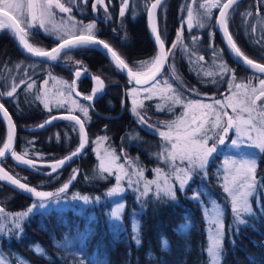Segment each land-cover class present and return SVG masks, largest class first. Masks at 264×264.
Returning <instances> with one entry per match:
<instances>
[{
    "label": "trees",
    "instance_id": "1",
    "mask_svg": "<svg viewBox=\"0 0 264 264\" xmlns=\"http://www.w3.org/2000/svg\"><path fill=\"white\" fill-rule=\"evenodd\" d=\"M152 1L149 0L150 3ZM166 4L170 19H174L173 15L179 12L181 1L169 0ZM164 6L157 16L160 19V25L163 15H166V13L162 14ZM240 6L242 8L238 14L241 12L256 13L255 0L242 1L231 11L234 12ZM145 14L138 17L136 23V27L140 29L137 35L140 44H145ZM113 21V24L107 28L118 30V20L114 19ZM100 29L104 30V27L101 26ZM231 31L234 33L235 38L246 36L250 39L251 37V33L249 34L244 27L238 31L231 28ZM117 35L116 33L113 36V33H111V38L104 33L102 38L107 39L118 51ZM42 44L47 49L52 48L54 45L53 42L43 37ZM260 48L263 53L258 55L259 49L255 48L256 53L251 52V54L258 57L264 64V48ZM93 51L94 49L88 47L77 48L62 54L60 59L55 62L42 63V67H52L54 74L64 75L67 79H71L70 72L57 65L63 55L69 54L72 60H79L84 64L87 62L88 66L93 68L94 71H100L99 74L102 70L101 65H106L108 67L107 72L101 74L106 80L116 78L119 74L115 69L106 63L102 56L95 54V57H93ZM38 63L27 59L19 52L14 36L9 30L0 31V93H5L0 95V102L10 112L16 124L19 134L16 150L21 154L27 151L26 157L36 162L42 160V163L46 161L51 163L75 151L79 143V132L76 125L70 121H62L53 128L42 132H27V127L37 126L53 116L54 113L63 111L53 109L46 111L39 101V83L41 80H45V71L41 69L39 73L31 76L24 70L26 64ZM239 74L246 81V79H249L248 75H251V72L240 69ZM255 77L256 79L262 78L259 75H255ZM21 80L24 83H20ZM30 82H34L32 89L27 88V84ZM13 84H17L18 87L14 95L9 97L6 93L11 90ZM109 91L98 104L90 107L83 104L84 107L88 108L87 117L82 112L77 111L76 114L80 116L86 127L90 145L86 152L65 171L59 172L50 178H41L18 167L11 160L3 162L2 166L13 174L21 171V174L16 175L21 179V176H25L28 185L35 188L41 187L40 184L42 183L43 190L58 189L66 179L67 171L71 168L78 171L72 190H77L83 194L102 196L108 187L115 184V173L112 175L104 173L105 178H101L99 161L94 150H91L92 139L106 136L109 145L113 146L116 151L123 150L132 156L139 157L143 163L151 164L152 162L147 159L143 151L133 145L128 146L129 141L127 138L131 132L135 131L140 136L146 137L149 142H154L156 141L155 135L141 129L131 119L130 115H126L122 120L111 118V113L104 108L105 100L106 98L110 100L113 98L119 104L120 92L118 87H110ZM110 94L112 95L110 96ZM153 110L160 115L157 117L158 120L160 117L167 116L166 109L158 111L153 105L150 112ZM118 112L119 110H117ZM181 112L177 111L175 115ZM65 123H70L75 127L76 133L73 141L71 139V143L67 145L63 141L56 144L47 142L46 137L48 134L57 128H61ZM232 133L225 146L214 155L207 168L204 171L195 172L193 179L183 191L176 190L177 199L174 202L150 203L149 206L141 208L134 198L125 196L127 205L119 227L112 226L107 219L106 212L111 204H100L99 206L86 208L75 205L66 210L39 211L23 221L22 230L18 237L12 234L8 236L0 235V251L11 264H22V260H25L28 264H209V257L206 252L209 245L208 223L204 208L207 209L211 206V202H215L224 213L225 235L222 264H264V153L257 161L256 180L258 187L255 196L251 198L255 215L246 216L247 225H240L237 232L231 199L224 192L219 177V167L224 161L223 151H227ZM5 141L6 130L0 120V148H2ZM1 188L5 191L4 194L1 193L4 197L0 199L2 205L5 206L6 203L7 205L10 203V209L14 211L24 209L28 205L29 200L24 196L4 184L1 185ZM194 195H198L199 199H193ZM134 213L142 226V243L140 246H137L132 239V217ZM91 216L94 217L92 220L90 219ZM185 223L190 224V228L186 232H179L178 228ZM161 237L170 242V247L167 250L161 249ZM37 245L45 250V255H40L35 251Z\"/></svg>",
    "mask_w": 264,
    "mask_h": 264
},
{
    "label": "snow or ice",
    "instance_id": "2",
    "mask_svg": "<svg viewBox=\"0 0 264 264\" xmlns=\"http://www.w3.org/2000/svg\"><path fill=\"white\" fill-rule=\"evenodd\" d=\"M87 3V0H84ZM238 3V0H205V3L200 4L199 7L204 9V16H210L213 9H218L217 23L219 28L222 30L224 37L227 40L230 50L236 55L238 60H242L246 65L255 69L259 73L264 74V64L255 63L253 60L249 59L237 46L233 39L232 34L229 31V18L230 10L233 6ZM258 3H264V0H258ZM162 4V0H155L151 4L148 10L149 26L152 34L154 35L155 42L158 45V52L150 61L139 62V68L134 70L125 61L124 58L118 54L108 43L100 40L95 35V23H88L87 25H82L79 32H74L76 24H72L71 27L61 26L59 29L53 25V30L61 32L62 35L58 36L60 43L52 48L50 51L45 50L40 47L34 46L28 40V29L39 26L40 28H45L47 23H51L52 17L54 16V9L58 8L63 13H71V7L65 6L61 0H0V30L10 29L16 37H18L20 44L23 48L33 56L47 58L52 61L60 59L61 54L65 50H70L77 47H86L90 45H101L107 50V53L111 55L114 61L115 67L118 70H127V76L129 77V82L135 81L136 84H149L151 81H155L150 88L144 89V91L151 93L152 95H163V98L170 100L173 103H182L180 95L173 88V85L168 83L167 80L164 81L166 87L158 89L153 92L157 84L160 83L157 80L158 75L161 73L164 65L167 63L168 57L172 53V49H175L178 45L183 44V27L177 32L176 41L172 42L171 48L165 49V40L162 38L161 32L158 28V23L156 19V9ZM97 5L104 7L105 12H107V4L105 0H95L93 4V9L95 10ZM129 7V0H121V7L119 11L120 17H124L126 9ZM257 14H259V9H257ZM247 16H252L253 13H245ZM188 24L187 27L190 30L193 25L191 23L193 19L192 8L187 9ZM73 17L69 16V20ZM197 26L203 28L204 24L201 20H197ZM197 38L193 37L195 41ZM215 55V53H214ZM71 60V57H68ZM198 60H204L203 56H199ZM76 64H80V61H76ZM219 72L222 74H231L233 80L235 78V72L229 69L228 65L221 62L218 66ZM86 71V70H85ZM172 75L175 79H179L175 71V67L172 66ZM205 75H213L211 72H206ZM81 76V70L75 72V77L79 78ZM96 82V87L92 90V95L85 96L84 99L91 100L93 97L105 87V82L100 76L91 77ZM20 83H24L23 80ZM48 81H44L46 85ZM66 83V82H65ZM73 85L75 80H73ZM18 85L13 84L11 90L6 93L7 96L11 97L17 90ZM29 89L33 87L32 83L27 85ZM234 87L237 89L236 92L232 93V96L227 98L226 102L215 101L217 105L221 108L228 107L232 109L233 113H236L235 117L229 115L227 112H216L212 109V105L200 104L197 101H189L186 108H191L193 105H198L204 109H212L215 114V120L211 122V130L215 132V142L209 145V141L213 140V136L208 135L209 129L205 128V125L209 123L208 120L201 121L195 128L191 130L187 129L186 121L183 118L177 121H172L166 123L167 131H160L159 135L167 142L171 144V148L167 149L168 159L175 161L179 158L181 161L187 160V168H175L173 175L178 182L179 189L183 191L189 181L192 179L193 172L195 169H205L210 157L218 149L219 145H224L228 137L229 131L234 129L236 133V139L231 140V144L234 147L239 148L241 145L248 142V147H254L259 150V152L264 153V79L259 80V88L251 86L250 83H239L235 84ZM132 93H136L137 89L133 88ZM171 92L172 95H167ZM5 93H0L4 95ZM79 95V93H77ZM39 98V97H38ZM146 99H151V96L145 97ZM260 102V104H258ZM132 113L140 118L142 123H146L144 117L138 111V108L143 107V103H137L135 99L132 101ZM44 107L48 108V103H44ZM259 109V111H258ZM80 111L83 112L84 116H88V108L80 106ZM0 112L3 113V118L7 121V138L3 143V147L0 148V158L4 157L6 153L11 154L12 158L19 163H23L29 167H35V162L31 159H26L27 151L22 155L18 154L13 150V141L15 136V125L9 115L7 109H5L3 104H0ZM248 113L247 117L242 114ZM253 113H257L259 120H257ZM209 113H205L207 116ZM223 117H227L225 121ZM69 120H74L80 125L81 132V142L76 151L72 152L69 156L62 160L56 161L54 164L50 165L53 171H56L58 167L65 164L67 160H71L73 157L78 155L80 151L85 147L87 143L86 136L84 135V124L77 116H67L65 117ZM52 119H55L53 117ZM51 121H46L45 123H50ZM195 123V118L193 120ZM44 124L39 125V127H44ZM184 127L185 131L183 133L179 132V129ZM176 130L175 140H173V131ZM98 139L106 140L107 137H102ZM106 156L109 158V162L106 163L105 159H101L99 170L101 173V178L104 173L109 175L114 174L112 172L111 163L118 160L119 157L115 156L114 153H107ZM225 164L229 167L226 169L228 173L225 176V183L223 185L224 192L231 197L232 212L234 214V223L236 225V231H239L240 225H247L248 221L245 217H251L255 215V212L251 205V198L256 194L258 187L256 180L257 171V159L252 156H243L239 160H226ZM120 172H123V176L120 174H115L116 184L111 187L106 195L108 197L120 196L124 193L125 188L121 181L124 177L128 176V172L124 169V165L116 166ZM157 173H161V169H156ZM77 170H73V175L70 180L64 183L56 192H45L38 191L37 188L29 186L27 183H22L20 179L10 175L3 167H0V180L8 181L17 188L32 194L38 198V203H34L30 206L27 211L23 213L16 214L15 226L17 229H21V223L25 217L29 216L35 209H46L47 201L52 200L54 197L59 198L60 194L66 193L72 180H75L77 175ZM136 175L142 176L143 171L140 170L135 173ZM206 175V173H205ZM229 176L231 177L229 179ZM129 187L132 186V181L129 179ZM149 184H156L157 199L167 198L170 200H176V189L177 185L170 183L168 177L164 178L163 184L158 181H149L141 193L142 196H146L151 190ZM73 200L83 201L84 204L92 203V198L86 195L74 194ZM96 202H99V197L95 198ZM193 199H199L198 195H194ZM124 205L118 204L110 213L113 220L119 221L121 219V214ZM0 212H3V208H0ZM223 210L217 205L211 212L206 211V217L211 216L210 220V236L209 245L206 252L209 257V264H222L223 261V240H224V224H223ZM211 226H214V230ZM141 224L139 220H133L132 223V239L137 246H140L141 241ZM190 228V224H182L178 228L179 232H186ZM22 230V229H21ZM234 243V241H233ZM160 246L162 250H167L170 247V242L161 237ZM35 251L40 255H45V250L39 245L35 246ZM0 264H4L3 260L0 259Z\"/></svg>",
    "mask_w": 264,
    "mask_h": 264
},
{
    "label": "flooded vegetation",
    "instance_id": "3",
    "mask_svg": "<svg viewBox=\"0 0 264 264\" xmlns=\"http://www.w3.org/2000/svg\"><path fill=\"white\" fill-rule=\"evenodd\" d=\"M181 1V7H179V12H177L175 15H173L174 19H170V15L168 14L167 10V4L164 6L163 13L165 16H163L162 23L160 25V19H158L159 24V30L161 32L162 38L165 40V49L171 48L172 42L176 41L177 32L181 30L183 27L182 37H183V44L178 45L175 49H172L171 55L168 57L167 63L165 64V68L163 73L160 75V77L157 79L160 82L163 80L168 79V81L175 86L178 90H180L182 93H184L187 97L193 98L194 101H209L214 104L215 101L219 100L221 101L223 98L227 97L231 90L234 87L235 84H238L240 81H245L243 77L240 76L239 71L240 69L246 70L239 66L236 62H234L230 56L228 55L223 40L220 37L217 27H216V19L218 15V11L214 13L213 19H211L210 25L207 28H201L197 26V20H201V8L197 5L193 4H187L185 6V1ZM199 3V2H197ZM203 4V2H200ZM199 3V5H200ZM94 0H87V3L84 2V0H74L70 5L72 11L70 15H73L75 18H78L81 23L84 25H87L88 23H95V35L98 39L105 41L108 43L115 51V47L111 45L107 39L102 38V35L104 36V33H106L108 36H111V33H113V36L117 33L118 38V44H119V50L117 51L118 54L121 55L122 58L125 59V61L129 64L130 67H132L134 70L139 68V62L141 61H150L155 55L157 54L158 50L155 46V44L152 41V38L148 32L147 29H144V33L146 35L145 38V44L140 42L137 39V35L140 32L136 26H137V18L134 17L132 14V8H133V0L130 4L129 11L124 15V17H120L119 15V6L121 4V0H105V4H107V12H105L103 6H98L96 9H93ZM150 2L148 3L149 7ZM262 5V6H261ZM68 7V6H67ZM147 7V8H148ZM192 8L193 11V19L191 21L193 27L189 30L187 27L188 24V16H187V9ZM242 7L240 6L237 8L234 12H230V18H229V31L233 36L234 41L236 42L237 46L240 48V50L244 53L245 56H247L249 59L258 62L260 64H263L261 60L258 57H254L251 52L256 53L255 48H258V55L259 53H263L261 48L256 45L258 38H260V34H262V37L264 39V3H258V0H255V8L259 9V14L256 13L252 16L245 15L246 12L239 11ZM146 13V12H145ZM57 13H55L56 15ZM60 15V14H59ZM119 17V18H118ZM118 20L119 28L118 30L114 28H107L109 25L113 24V20ZM103 26V29H100V27ZM236 27V28H234ZM242 27H244L248 33L250 34V39L245 37H236L234 36V33L231 31V28L236 29L237 31ZM118 31V32H117ZM237 33V32H236ZM244 36L243 34H241ZM42 37L53 42V47L58 44L59 42H54L44 34H42V29L35 30V29H28V40L34 44L36 47L43 48L45 50L47 49L45 45L42 44ZM193 37H196L197 39L194 41ZM115 38V37H114ZM249 50V51H248ZM94 56L95 54L100 55L103 57L104 61L108 63L110 66L114 68V66L107 60V58L102 55L100 52L94 49ZM215 53V55H214ZM90 55V54H88ZM199 56H203L204 60L200 61L198 60ZM68 57L70 55L65 54L62 56V59L58 62V66H61L62 68L68 70L71 75V79H67L64 75H58L54 74L52 71V67H42V62H39L37 65L41 66V69L48 68L47 71H45V80L47 81L50 76H55L60 78L63 81H66L69 83L70 90L74 96V98L81 104V106L89 105L88 103H85L78 98L73 93V87L72 82L74 80L75 72L79 69L81 70V78L77 80V90L80 92L83 96H90L92 95L93 90V84L91 82V79L89 76H100L104 82V94L103 97L97 101L94 105L98 104L105 96L106 93L110 92V87H118L120 92V103L117 104L116 100L113 98L105 100L104 108L109 111L111 118H116L118 120H122L123 117L126 115H130L131 119L134 120L138 126L146 130L144 127H141L138 123V120L136 119V116L132 113V107L133 104L131 102V97L129 96V92L135 88L137 89V92L142 94L141 96H144V94H147L148 92L144 91L146 88H150L151 85L146 87H137L134 86L129 82L126 76L118 72L115 68V71L119 74L116 78H111L110 80H106L105 77L101 73H106L108 70V67L106 65H101L102 70L100 71H94L93 68H90L88 66V63L84 64L82 61H80V64H76V61L79 60H69ZM98 62V61H97ZM224 62L228 65L229 69L233 70L235 72V78L233 80V77L231 74H222L219 72L218 65ZM46 64V63H45ZM172 66L175 67V71L177 75L179 76V79H175L172 75ZM86 70V71H85ZM247 71V70H246ZM206 72H211L213 75H205ZM249 72V71H247ZM109 73V72H108ZM249 79H246L247 82H254L256 79L255 75L251 73V75H248ZM261 79H264L263 77ZM44 81H40L39 83V91H42V87L44 85ZM155 83V82H154ZM226 93L224 96H222L223 93ZM112 94H110L111 96ZM113 97H115L113 95ZM143 98V97H142ZM153 102H158V104L163 103V101H160V99L156 98L152 100ZM153 102H144L143 108H142V116L145 118L144 120L148 122L149 124L152 121V123H155V125H152L156 129H166L163 128L166 121H173L178 119V116L181 115V113L175 115L177 111H182L184 107L182 105H175L174 103L169 102L166 117H160L158 120V116H160L157 111H151L153 108ZM167 102V101H166ZM132 104V105H131ZM93 105V106H94ZM152 105V106H151ZM156 107V106H155ZM53 110H63L62 112L54 113L55 114H62V113H70L69 111L65 109H53ZM117 110L119 112L117 113ZM73 114H76L77 111L72 112ZM79 116L78 114H76ZM80 117V116H79ZM163 123V124H162ZM72 126V124H63L61 128L55 129L59 132L60 129L64 128L65 126ZM151 125V124H150ZM75 129V127H74ZM54 131V130H53ZM52 131V132H53ZM147 131V130H146ZM153 134V133H152ZM19 134H17V144L19 142ZM122 152V151H121ZM42 162V160H41ZM40 172H49L48 171H42V166L40 167ZM42 178V175H39ZM52 177V176H51Z\"/></svg>",
    "mask_w": 264,
    "mask_h": 264
},
{
    "label": "rangeland",
    "instance_id": "4",
    "mask_svg": "<svg viewBox=\"0 0 264 264\" xmlns=\"http://www.w3.org/2000/svg\"><path fill=\"white\" fill-rule=\"evenodd\" d=\"M73 1L74 0H61V2L65 3V6H68V7L71 6L70 4ZM184 1H185V6L188 3L189 4L191 3V4L196 5V6L197 5L199 6L200 2L205 3V0H184ZM197 2H199V3H197ZM148 3H149V0H133L132 14L134 15L135 18L143 16L145 14V12L147 13ZM200 4H202V3H200ZM98 6H101V5H98ZM217 11H218V9H213L210 16H204L203 15L204 9H201V12H202L201 21L204 24L203 28H207L210 25L211 19H213L214 13ZM55 13H57V14L55 15ZM70 14L71 13H63L58 8H56V9H54V16L52 17L51 23H47L45 28H40L37 25V26L32 27L30 29L31 30L32 29H35V30L42 29V34H44L45 36H47L48 38H50L54 42H60V40L58 39V36L62 35V33L58 32V31H54L53 25H55L56 28L59 29L62 25L70 28L72 24H76V28L73 31L77 32V33L79 32L80 27L82 25H84L83 23H81L79 21L78 18H75L73 15H70ZM69 16L73 17V19L69 20ZM145 16H146V14H145ZM157 23H158V18H157ZM158 26H159V24H158ZM198 28H199V26H198ZM4 30H9V29H3L0 31H4ZM260 36L261 37L258 38L256 45L264 48V39L262 37V34H260ZM46 69L48 70V68H46ZM46 69L42 68V71L43 70L46 71ZM24 70L26 73L33 76V75H35L41 71V66H39L37 64H33V65L26 64L24 67ZM166 80L168 81V79H166ZM47 81H48V83L46 85L45 84L43 85L42 91H40V94H38V97H39L38 99L42 103L44 110L50 111L52 109H65V110L69 111L70 113L75 112V111H80L81 104L74 98V96L70 90V86H69L68 82L63 81L60 78L55 77V76H50ZM164 81L165 80H163L162 82L157 84L156 88L153 89V92H156L160 88L166 87L164 85ZM168 83H170V82L168 81ZM239 83H245V84L250 83L251 86L256 87L257 89L259 88V80H255L254 82L240 81V82H238V84ZM32 84L34 86V82H32ZM173 88L176 90V92L179 93L180 98L182 100V103H179V104L184 107L183 112H181V115L178 116V119L183 118L186 121V126H187L188 130L195 128L201 121H203L205 119L208 120L209 123L205 125V128L209 129L208 135L214 137L213 140L209 141V145L214 143L215 142V132H214V130H211V122L215 120V114L213 113L212 109H214L216 112H227L229 115H231L233 117H235L236 113H233L231 108H228V107L221 108L220 105L214 104V103L209 102V101H201V100H199L197 102H199L200 104L212 105V109H204V108L199 107L198 105H193L191 108H186V105L188 104L189 101H194V100H192L193 98L187 97L184 93H182L180 90H178L175 86H173ZM236 91H237V89L233 88L231 90V92L229 93V95H227V97L223 98L221 101L226 102L227 98L232 96V93L236 92ZM141 95L142 94H140L138 92H136V93H132V91L129 92V96L131 97V102L133 101V99H135L137 101V103H140L142 101L152 103L153 102L152 100H154L156 98L160 99V101H163V103L158 104V102H155V101L153 102L154 107L156 106L155 108L158 111H162L163 109L167 110L168 103L169 102L173 103L170 100L164 99L163 95H152L149 92L147 94H144V96H141ZM167 95H172V93L169 92V93H167ZM148 96H151V99L145 98ZM45 102L48 103V108L44 107ZM174 104L179 105L176 103H174ZM258 104H260V102H258ZM142 108H138V111L140 112L141 115H142ZM258 111H259V109H258ZM205 113H209V114L207 116H205L204 115ZM242 115L244 117H247L248 113H243ZM253 116L257 120H259V116L257 115V113H253ZM194 118H195V123H193ZM136 119L138 120V123L141 127H144L148 132H151L155 135L156 141L149 142L146 137H142L137 132L134 131L128 135V138H127L129 141L128 146L130 147L133 145L137 149H140L141 151H143L146 154L147 159L152 162L151 164L143 163L141 161V159H139V157H137L135 155L132 156L123 150H122V152L116 151V149L113 146L109 145L108 138L106 140L98 139V138H102V137H106V136H99V137L92 139V141H91V147H92L91 150L92 151L94 150V153H95V155L99 161V165H100L101 159H105L106 163L109 162V158L106 156L107 153H114L115 156L119 157L118 160H115L114 162L111 163L113 173L120 174L123 176V172H120L116 166L121 165V164L124 165V169L128 172V176L124 177L121 181L122 185L125 188V191L122 195L115 196V197H108L106 195L107 191L111 187H113L116 184V182L114 185L108 187L105 194H102V196L101 195L83 194L77 190H72V188H70L69 190H67L66 193L60 194L59 198L54 197L52 200L47 201L46 203L48 206L46 209H40V208L35 209L29 216L25 217L22 221H20L21 225H22L23 221H25L27 218H29L32 214L39 212V211L46 212V211H51V210H66L69 207H74L75 205H78L81 208H86V207L99 206L100 204H105V205L111 204V207L109 209H107V212H106L107 219L112 226H115V227L118 226L119 227L121 225L123 212H124L125 207L127 205L126 204L127 201L125 199V196H130L131 198H134L137 205L141 208H145L146 206H149L150 203H154V204L155 203H161V204H163V203L174 202L175 200L173 201V200H170L167 198L157 199L156 184H149L148 186L151 190L148 192V194L146 196L141 195V193L144 191L145 185L149 181H158L159 183L163 184L164 178L166 176L168 177L170 183L177 185V189H179L178 182L175 179V175H173L174 169L175 168H187L188 167V161L187 160L181 161L179 158H177L175 161L168 159L166 150L171 148V144L169 142L165 141L159 135L160 131H167L168 130L166 127V123L172 122V121H166V123L163 126V128L165 127L166 129H161V128L156 129L155 127L152 126V125H155V123H152V121L149 120V122H151L150 123L151 125H150L148 122L142 123L138 116H136ZM178 119L173 120V121H177ZM223 119L226 121L227 117H223ZM66 124H68V123H66ZM15 126H16V124H15ZM34 127H36V126H34ZM53 127H51V128H53ZM27 128L28 129L32 128V126H29ZM16 129H17V127H16ZM184 131H185L184 127L179 129L180 133H183ZM27 132H29V131H27ZM17 133H18V130H17ZM75 133H76V131H75L74 127L69 125V126H65L64 128L60 129L59 132L57 130L50 132L46 138H47V142H53L56 144L60 141H63L64 144L67 145L68 143H71V139L73 141V139L75 138ZM231 133H232V139L231 140L237 138L235 130L232 129L229 131V134H228V137L226 139L225 144L227 143L229 137L231 136ZM175 134H176V130L173 131V140H175ZM231 140H230V143L228 144L227 151H223L224 161H223L222 165L219 167V171H220L219 177H220V183H221L222 187L225 183V176L228 174L226 172V169L229 166L225 164L226 160H233V159L239 160L243 156H249V157L254 156L258 161V159L263 154V153L259 152V150L254 148V147H248L247 141H245V144H243L239 148H237V147L232 146ZM225 144L218 146L217 151L215 153H213V155L210 157V159L207 163V166L211 162L214 155L217 152H219L220 150H222V148L225 146ZM78 145H79V143H78ZM89 145L90 144H89V135H88V146ZM66 156L67 155L60 157V159H58V160H62ZM47 162L48 161H46L45 163H47ZM39 163H42V162H39ZM207 166H206V168H207ZM158 168L162 170L161 173H159V174L156 171V169H158ZM37 169L40 170V167ZM66 169H64L63 171H65ZM205 169H195V171L193 172V175L195 172L204 171ZM48 170L50 171L51 168L50 167H42V171H48ZM140 170L143 171V175L142 176L136 175L135 173L140 171ZM17 172L19 174H21V171H17ZM27 172H29V171H27ZM18 173H14V174L11 173V174L14 175V177L20 179L22 183H27L25 181V179H26L25 176H21L22 177V179H21L19 176L16 175ZM67 173L68 174L66 176V179L64 180V182H62L60 187L64 183H66L70 180V178L73 175V170L70 168L67 171ZM35 175H37V174H35ZM37 176H39V175H37ZM42 177H44V176H42ZM46 178H50V177H46ZM230 178L231 177L229 176V179ZM129 179H131V181L133 182L131 187H129V183H128ZM192 179H193V176H192ZM191 180L189 181V183L191 182ZM72 182H73V180H72ZM1 185L2 184H0V196H1L0 199L4 198V197H2L3 195H1V193H3V194L5 193V191L1 188ZM187 185H186V187H187ZM29 186H31V185H29ZM40 186L41 187L37 188V190L38 191H45V192H56L60 188L59 187L58 189H55V190H53V189L43 190L42 189V183L40 184ZM31 187H33V186H31ZM70 190H71V192L69 193ZM74 194H78L81 196H83V195L89 196L90 198H92L93 202L89 203V204H84L83 201L73 200L72 197ZM97 197L100 198L99 202H96L95 198H97ZM25 198L29 200L28 205L24 209H20V210L18 209L17 211L10 209L11 208L10 203H9V205H7V203H6L7 206L2 205V202L0 200V202H1L0 207L3 208V212H0V235L8 236V235L12 234L15 237H18L20 235L21 229H17L15 226L16 214L23 213V212L27 211V209L30 206H32L34 203L39 202L37 197L32 199V200L27 198V197H25ZM230 199H231V197H230ZM118 204H123L124 208H123V211L121 214V219L119 221H116V220H113L111 218L110 213ZM215 206H217V204L215 202H211L210 207H208L207 209L204 208L205 213H206V211L211 212V210ZM92 218H94V217L91 216L90 219L92 220ZM132 219L137 220L135 213L133 214ZM206 220L208 223V238H209L211 216L206 217ZM211 227L214 230V226H211ZM0 259L3 260L4 264H11V262L7 259V257L1 251H0ZM22 264H28V263L25 260H22Z\"/></svg>",
    "mask_w": 264,
    "mask_h": 264
},
{
    "label": "water",
    "instance_id": "5",
    "mask_svg": "<svg viewBox=\"0 0 264 264\" xmlns=\"http://www.w3.org/2000/svg\"><path fill=\"white\" fill-rule=\"evenodd\" d=\"M131 1H132V0H129V7L126 9L125 14L129 11ZM168 1H169V0H162V4L156 9V19H157L158 12L160 11V9H161V8H162V7L168 2ZM242 1H245V0H238V3H237L236 5L240 4ZM154 2H155V0H153V1L149 4L148 10H149L151 4L154 3ZM94 3H95V0H94ZM236 5H234L233 8H234ZM120 7H121V6H120ZM148 10H147V13H146V28H147V30H148V32H149L151 38H152L153 43L155 44L157 50H159V49H158V45H157L156 42H155L154 35L152 34L151 29H150V26H149ZM119 11H120V10H119ZM230 11H231V10H230ZM218 14H219V12H218ZM217 17H218V15H217ZM216 27H217V31H218L220 37H221L222 40H223V43H224L225 49H226L228 55L230 56V58H231L234 62H236L239 66H241L242 68L246 69L247 71H249V72H251V73H253V74H255V75H259V76H261V77L264 78V74L259 73V72L256 71L255 69H253V68H251L250 66L246 65L244 62H242V60H238V59H237L236 55L230 50L229 45L227 44V40H226V38L224 37L222 30H221V29L219 28V26H218L217 19H216ZM9 31L13 34V36H14V40H15V44H16V46H17L19 52H20L24 57H26V58L29 59V60H33V61H37V62H42V63H46V64H48V63H52V62H55V61L49 60V59H47V58L36 57V56H33V55H31L30 53H28V52L23 48V46L20 44L18 37H16V36L14 35V33H13L10 29H9ZM59 43H60V42H59ZM59 43H58V44H59ZM58 44H56L54 47H56ZM54 47H53V48H54ZM86 47H88V48H92V49H95V50H97L98 52H100L102 55H104V56L107 58V60H108L113 66H114V68H115L118 72H120L121 74H123L124 76H126L127 79L129 80V77L127 76V70H123V71L118 70V69L115 67V64H114V61H113L112 58H111V55H110L109 53H107V50L104 49L103 46H101V45H90V46H86ZM77 48H83V47H77ZM77 48H73V49H70V50H65L62 54L66 53V52H68V51H71V50L77 49ZM84 48H85V47H84ZM50 50H51V49H50ZM50 50H48V51H50ZM62 54H61V55H62ZM254 62H255V61H254ZM255 63H258V62H255ZM258 64H260V63H258ZM164 68H165V65H164V67H163L161 73L158 75L157 79H158V78L160 77V75L163 73ZM89 77H90L91 82H92V84H93V88L96 87V82L91 78V77H93V76H89ZM80 78H81V76H80L79 78H77V77H75V75H74L75 84H74V85L72 84V87H73V93H74V95L76 96V98H78L79 100H81V101H83V102H85V103H88L89 105L93 106L97 101H99V100L103 97L104 89H103L102 91L98 92V93L93 97V99H91V100H86V99H84L85 96L81 95L80 92L77 90V80L80 79ZM154 82H155V81H151V82H149V84H136L135 81H132L131 84H133L134 86H137V87H146V86L151 85V84L154 83ZM77 93H79V95H77ZM225 94H226V93L224 92V93L222 94V96H224ZM0 104H2V103L0 102ZM4 107H5V106H4ZM5 109H6V107H5ZM7 111H8V110H7ZM8 113H9V111H8ZM9 115H10V113H9ZM10 116H11V115H10ZM67 116H77V115H76V114H73V113L55 114V115H53V116H50V117L47 118L45 121H43L42 123L39 124V125L44 124V125H45L44 127H39V125H37L36 127H32V128L27 129V131H29L30 133H34V132H42V131H45V130H47V129H49V128L55 126V125H57L58 123H60V122H62V121H70V122H73V123L76 125L77 129H78V132H79V145H80V142H81V135H82L81 132H80V125L77 124L74 120L66 119L65 117H67ZM53 117H55V119H52ZM77 117H79V116H77ZM11 118H12V116H11ZM79 119L83 122V120H82L80 117H79ZM0 120L3 122V125H4V127H5V130H6V138H7V130H8V126H7V121L3 118V113H2V112H0ZM12 121H13V123H14V125H15V122H14L13 118H12ZM46 121H51V122H50V123H45ZM83 124H84V122H83ZM17 134H18V133H17V129H16V126H15V136H14V141H13V150L16 151L18 154H21V153H19V152L16 150V147H17ZM84 135L86 136V140H87V143L85 144V147L80 151V153H79L78 155H76L75 157H73L71 160H67L63 166L58 167V168L56 169V171H53L52 168L50 167V165L54 164L56 161L51 162V163H39V162H36V161L33 160V161L35 162V165H36V166H35V167H29V166H27V165H25V164H23V163H19V162H17L15 159H13L12 156H11V154H10V152H9V153H6V155H5L4 157L0 158V167H3V166H2V163H3V162H5V161H7V160H11V161H12L15 165H17L18 167H20V168H22V169H24V170H26V171H29V172H31V173H33V174L42 175V176H44V177H51V176H53V175H55V174H57V173H59V172H62L64 169L68 168L69 166H71L73 163H75V162H76V161H77V160H78V159H79V158L85 153V151H86V149H87V147H88V133H87V130H86L85 125H84ZM79 145L77 146V148L79 147ZM2 147H3V146H2ZM77 148H76V149H77ZM76 149H75V151H76ZM21 155H22V154H21ZM69 155H70V154H69ZM69 155H67V156H69ZM67 156H66V157H67ZM26 159H29V158L26 157ZM31 160H32V159H31ZM57 161H59V160H57ZM41 166H42V167H50L51 170H50L49 172H40V170H38L37 168H39V167H41ZM3 168H4V167H3ZM4 169H5V168H4ZM5 170H6V169H5ZM6 171H7V170H6ZM8 172H9V171H8ZM77 173H78V171H77ZM9 174L12 175L10 172H9ZM77 175H78V174H77ZM77 175H76L75 180H73V182L70 184L68 190H69L70 188L73 187V184L75 183V181H76V179H77ZM13 176H14V175H13ZM0 182H2V184H4L5 186L11 188L13 191L17 192L18 194L23 195V196H25V197H27V198H29V199H31V200L34 199V198H36V197L33 196L32 194L27 193V192H25V191H23V190L17 188L16 186L12 185V184H11L10 182H8V181H2V180H0ZM0 208H1V207H0Z\"/></svg>",
    "mask_w": 264,
    "mask_h": 264
}]
</instances>
